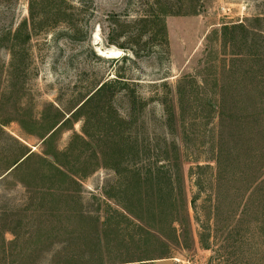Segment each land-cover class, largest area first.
<instances>
[{
    "label": "rangeland",
    "instance_id": "374dc122",
    "mask_svg": "<svg viewBox=\"0 0 264 264\" xmlns=\"http://www.w3.org/2000/svg\"><path fill=\"white\" fill-rule=\"evenodd\" d=\"M59 7L73 14L69 25L53 17ZM160 13L158 23L140 20ZM24 22L34 35L19 33L13 59ZM166 93L176 112L168 134L157 101ZM131 98L149 104L127 125L119 119ZM15 139L29 150L17 163ZM173 142L188 213L175 226L190 234L188 247L124 264H264V0H0V206L33 197L27 217L2 224L0 215L6 240L18 237L8 264H90L100 240L114 260L151 249L123 218L103 226L110 210L124 211L105 191L120 178L114 165L128 175L164 164ZM45 160L76 183L53 179ZM164 209L165 222L146 213L149 224H169Z\"/></svg>",
    "mask_w": 264,
    "mask_h": 264
},
{
    "label": "trees",
    "instance_id": "16d2710c",
    "mask_svg": "<svg viewBox=\"0 0 264 264\" xmlns=\"http://www.w3.org/2000/svg\"><path fill=\"white\" fill-rule=\"evenodd\" d=\"M65 1V0H63ZM53 17L55 19H59L60 17L63 18V22L65 23H71L70 20L73 17V14L70 11L61 9L60 7L53 12ZM150 17L152 20H148L149 16L144 15L140 20L142 21H153L157 22L155 19H160L162 17L161 13L158 15H152L150 14ZM150 18V19H151ZM162 30H163V36L165 43H168L167 37H166V30L165 25L163 22H161ZM243 27V25H240ZM237 26L233 27L236 28ZM229 27L226 26L225 29H228ZM35 29V28H34ZM28 30L26 22L22 23L19 28L15 31L12 39V56L13 59H18L19 53H17V50H15L16 44H13V42H16V39L19 35V33L22 30H25V41H29L32 36L34 35L35 30ZM232 29V28H230ZM132 52L139 56V52L137 49L132 48ZM17 68L15 67V70ZM116 84H120L124 86L125 88L129 87V83L125 80H115ZM113 85V83L110 81L104 82L100 85V87L97 88V90L82 104V106L76 110L74 113H72V116L74 115V118L77 117L83 109H85L87 106H89L92 102L95 101L97 97H99L103 92L107 90V88H110ZM165 86V84H164ZM167 86V85H166ZM108 101V100H107ZM153 101V100H151ZM157 101L162 107L163 115L161 122L163 124L164 130L166 134L173 133L175 130V119H176V112H175V105L172 98L168 96V94H163L162 96L157 98ZM148 101L143 99H130V105L132 108L130 110H127L126 114L124 116L120 117V121H124L126 123L124 124H130L132 123V116L133 113H136L140 111V115H143L145 112V109L147 107ZM180 107V106H179ZM70 118V117H69ZM68 118V119H69ZM66 120V122L70 121ZM65 122V123H66ZM58 122H55L53 126H51L50 130L54 128ZM114 126L112 122L110 123V126ZM76 138H80L78 135ZM14 140V138H13ZM19 148H21V152L17 154L18 158L13 161V163H17L19 158L21 156H25L29 150L28 147L21 143L19 140H16ZM125 146L129 147V142H125ZM178 146L176 145V142H173V152L169 154V150H164L165 154H162L160 156V159L165 161L164 164H155L150 167L148 170H144L143 167L139 168H132V170L122 175L121 168L119 166L114 165V169L117 172V174L120 176L118 178L117 183L112 186V188L108 191H105V195L107 197L116 198L118 202H120V206L122 207V210L124 211H118L117 209L110 210L107 213L106 220L104 221L103 226L107 224H111L112 220L115 217H120L128 221L130 224H127V226L137 228L138 232L140 234L138 235V241L139 242H146L152 244L151 249H147L144 252H141L138 256H136V260H127L126 258H117L114 260L109 255L105 254V252L102 250L100 251V248L102 249L104 247V242L100 240L99 247H96L97 251H99V254L96 252H93L89 254V262L90 264H124V263H132L135 261H147V260H157L160 258H166L170 257L172 254L173 244H176L178 246H187L186 239L190 236L188 235L187 231H184V233H179V230L176 228L175 224H183L184 221H186L187 213V206L186 202L184 200L183 195L181 194L182 191H184V182H183V170L182 165L179 162V153H177ZM96 155H99L98 153H95ZM30 154L29 156H31ZM103 153H100V156L103 157ZM174 155V158H173ZM28 156V157H29ZM173 159V160H172ZM46 161V160H45ZM145 158V164H147ZM155 162V161H154ZM172 162L174 164H172ZM48 165L52 169L53 176H56L53 179L64 177L65 172L55 164L54 162H48L46 161ZM217 165L219 168V171L222 169V157L221 152L218 155L217 159ZM167 168V170H166ZM55 174V175H54ZM65 175V176H64ZM122 175V176H121ZM68 177V176H67ZM70 181H75L74 178H70ZM52 179V181H53ZM117 193H125L127 198L123 196L120 198V196ZM135 200V201H134ZM33 201V197L27 196L26 201L22 205L20 209H13L10 204L2 205L0 206V215L3 219H5V223L2 224H9V219H12L13 216H18V219L22 216L27 217V211L29 210V203ZM169 201V202H168ZM169 203V206L172 207L171 211V219L169 221V224H149L147 220V217L145 214H149L150 217L153 220H156L159 218L160 222H165L167 215L166 210L164 207L166 204ZM26 207H25V206ZM113 211V213L111 212ZM126 212V214L124 213ZM128 214V215H127ZM129 214L133 216L134 221L132 222L130 220ZM187 214V215H186ZM183 216V217H182ZM147 219V220H146ZM136 220V221H135ZM94 224L98 223V218L93 219ZM151 222V220H149ZM139 224H136V223ZM147 226L151 227L148 228ZM124 230H127L124 226ZM15 235L14 240L7 241L4 236V229L0 231V264L6 263L8 264V259H10V256L12 254V251L14 248H16V244L18 241V237L16 236L15 232H12ZM186 241V242H185ZM92 248V246H88Z\"/></svg>",
    "mask_w": 264,
    "mask_h": 264
}]
</instances>
